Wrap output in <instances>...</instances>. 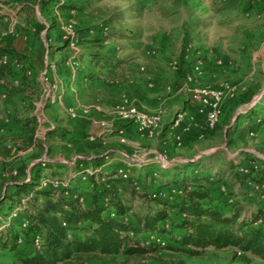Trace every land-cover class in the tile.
I'll return each mask as SVG.
<instances>
[{
  "label": "rangeland",
  "instance_id": "rangeland-1",
  "mask_svg": "<svg viewBox=\"0 0 264 264\" xmlns=\"http://www.w3.org/2000/svg\"><path fill=\"white\" fill-rule=\"evenodd\" d=\"M58 1L80 9L65 11L43 0H0V49H14L13 61L25 62L31 83L17 86L18 75L0 76V197H11L15 182L38 171L44 172L42 182L52 177L66 184L68 173L75 171L73 164L92 155H108L104 168H123L122 153L151 160L144 169L151 182L149 192L153 183L158 185L152 178L157 179L162 167L186 168L197 175L210 168L207 175L213 178L228 162L252 165L246 159L250 155L255 167L264 169V123L254 114L264 107V0ZM93 37L104 39L86 40ZM94 50L108 53L111 66L94 68L90 59ZM9 59L4 57L1 63ZM197 65L199 73L193 70ZM224 85L229 88L218 126L206 130L205 117L186 110L187 103L195 104L193 100L200 104L190 89ZM149 93L162 103L151 111L163 115L162 128L153 135L112 113L115 104L134 103L147 110L144 99ZM181 110L187 113L185 127L190 130L183 134L182 123L169 133L166 122ZM241 115L244 118L239 119ZM26 116L36 118L35 130L34 122H23ZM66 127L73 132L51 133ZM118 150L119 158L111 155ZM159 153L165 156L164 165L155 160ZM191 162L200 169L190 167ZM76 181L71 186L81 181L83 191L89 188L88 178ZM262 189L255 184L233 185L234 197L246 212L262 201ZM133 205L140 211L143 201L136 199ZM16 255L2 251L0 260L13 263ZM118 262L264 264L253 254L213 247L199 257L163 248L141 257L120 255Z\"/></svg>",
  "mask_w": 264,
  "mask_h": 264
},
{
  "label": "trees",
  "instance_id": "trees-1",
  "mask_svg": "<svg viewBox=\"0 0 264 264\" xmlns=\"http://www.w3.org/2000/svg\"><path fill=\"white\" fill-rule=\"evenodd\" d=\"M43 1L65 11L80 9L58 0ZM103 39L86 40L99 43ZM68 44L69 40H65V46ZM15 56L13 48L0 49V76L18 75L17 86H31L29 67L20 59L13 61ZM4 57H10L9 63H1ZM90 59L94 68L111 66L113 62L108 53L95 50ZM261 110L254 114L264 123V107ZM242 118L244 115L239 119ZM25 119L27 125L34 122L32 131L35 130L36 118ZM69 132L73 130L66 127L51 133L66 136ZM107 157L95 155L78 160L61 188L44 187L43 171L15 182L12 196L0 197V253L9 250L17 255L13 263L0 260V264H119L120 255L141 257L164 248L199 257L209 247L235 248L264 260V189L262 201L249 212L233 191L236 183L264 186V169L255 167L252 156H246L252 165L228 162L213 178L207 175L210 168L201 169L197 175L187 173L186 168L178 171L162 167L157 179L152 178L158 185L153 183L150 192L151 182L144 171L148 164H133L124 177L116 166L104 168ZM188 165L199 168L194 162ZM78 178H88L89 188L83 191L81 181L71 186ZM172 187L181 188L182 193H171ZM228 197L233 198L232 203ZM8 199L11 201L5 211ZM136 199L143 201L140 211L134 209ZM158 239L165 242L164 247ZM85 254L95 259L87 261Z\"/></svg>",
  "mask_w": 264,
  "mask_h": 264
},
{
  "label": "built area",
  "instance_id": "built-area-1",
  "mask_svg": "<svg viewBox=\"0 0 264 264\" xmlns=\"http://www.w3.org/2000/svg\"><path fill=\"white\" fill-rule=\"evenodd\" d=\"M193 70L194 72L199 73L201 71V66L197 65ZM187 78L188 80H191L192 76L188 75ZM227 88H229L228 85H224V87L220 88L205 87L190 89L193 99L199 101L200 103L199 113L206 115V130L212 131L216 127L222 113L225 91ZM125 102L129 103V100L126 99ZM112 113L124 121H134L138 125L141 132L150 135H153L154 132L162 128L163 125L162 114L141 111L134 103L125 105L115 104L112 108ZM186 116L187 113L184 110L177 112L170 122V129L174 131L176 128L180 127ZM103 125L106 127V122H103ZM121 140L122 142H125V139L122 138ZM120 159L123 165V168H121L120 171L123 173L124 177H127L133 164L141 166L151 162V160L144 156L134 158L126 153H122ZM155 160H158V162L162 163V165L166 162L165 156L160 153L156 156ZM64 183L65 182L62 180H55L52 177H46L44 178L42 185L44 187L61 188L65 185ZM221 192L224 194L226 193L225 187L221 188ZM171 193H182V189L179 187H172ZM227 201L232 203L233 198L228 197ZM158 242L162 245L165 244V242L161 239H158ZM36 244H39L38 240L36 241Z\"/></svg>",
  "mask_w": 264,
  "mask_h": 264
},
{
  "label": "crops",
  "instance_id": "crops-1",
  "mask_svg": "<svg viewBox=\"0 0 264 264\" xmlns=\"http://www.w3.org/2000/svg\"><path fill=\"white\" fill-rule=\"evenodd\" d=\"M148 92H149V90H147ZM144 106L147 108V110H145V112H147V113H151V111H156V110H158L160 107H161V105H162V103L159 101V99L158 98H156V97H154V95H150V93H149V95H146L145 96V99H144ZM193 103H195V104H191V103H187L186 104V110H187V112L189 113V114H193L194 113V111L196 110V112L198 111L199 112V110L197 109L198 108V106H199V108H200V104L198 105L197 103L198 102H195L194 100L192 101ZM185 104V103H184ZM185 106V105H184ZM195 114V113H194ZM193 114V115H194ZM199 115H201V116H203V117H205V120H206V115L205 114H199ZM171 120L172 119H170L169 121H167L166 122V124H167V130H168V132L169 133H171L172 132V130L170 129V123L169 122H171ZM188 123H189V120L188 119H186L184 122H183V124H182V128L183 129H181L180 131H182L183 132V134H185L187 131H189L190 130V128L189 127H185L186 125H188ZM136 128H138L137 126H135ZM177 129V128H176ZM187 134V133H186ZM185 137H186V140L188 139L187 138V136L188 135H184ZM136 142V141H135ZM187 142V141H186ZM137 143H139V141H137ZM121 152L122 151H120V150H118L116 153H115V155L117 156V158H119V156H120V154H121ZM92 156H95V155H92ZM179 158L180 157H183V156H178ZM196 159H198V158H196ZM107 164H108V162L105 164L106 166H107ZM113 167H115V166H113ZM117 167V166H116ZM255 209V208H254ZM253 210V209H252ZM251 210V211H252Z\"/></svg>",
  "mask_w": 264,
  "mask_h": 264
}]
</instances>
